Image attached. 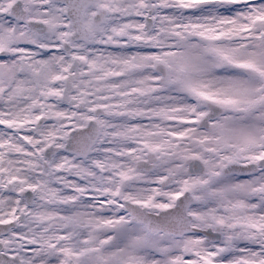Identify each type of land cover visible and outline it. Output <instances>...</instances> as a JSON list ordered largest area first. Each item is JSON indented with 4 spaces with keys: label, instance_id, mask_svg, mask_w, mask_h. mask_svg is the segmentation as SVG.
<instances>
[{
    "label": "snow or ice",
    "instance_id": "1",
    "mask_svg": "<svg viewBox=\"0 0 264 264\" xmlns=\"http://www.w3.org/2000/svg\"><path fill=\"white\" fill-rule=\"evenodd\" d=\"M0 264H264V0H0Z\"/></svg>",
    "mask_w": 264,
    "mask_h": 264
}]
</instances>
